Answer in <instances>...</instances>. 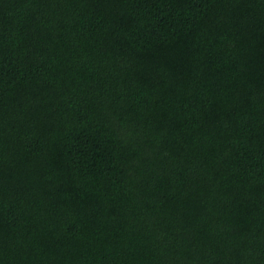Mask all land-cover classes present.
I'll use <instances>...</instances> for the list:
<instances>
[{"label":"trees","instance_id":"obj_1","mask_svg":"<svg viewBox=\"0 0 264 264\" xmlns=\"http://www.w3.org/2000/svg\"><path fill=\"white\" fill-rule=\"evenodd\" d=\"M0 264H264V0H0Z\"/></svg>","mask_w":264,"mask_h":264}]
</instances>
